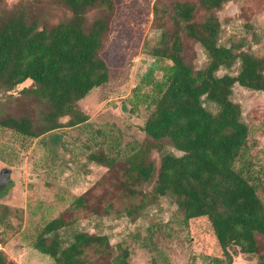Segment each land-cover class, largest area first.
Returning <instances> with one entry per match:
<instances>
[{
	"label": "trees",
	"instance_id": "obj_1",
	"mask_svg": "<svg viewBox=\"0 0 264 264\" xmlns=\"http://www.w3.org/2000/svg\"><path fill=\"white\" fill-rule=\"evenodd\" d=\"M227 1L155 0L152 12L160 38L150 50L153 61L139 76L135 91L149 108L141 129L154 142L160 162L157 167L147 161L149 148H142L145 150L127 157L123 173L137 186L155 178L154 198H172L186 222H206L224 251L236 247L241 254L256 255L257 264H264V164L257 168L253 162L250 128L231 99L235 84L264 91V58L241 50L239 45L219 43L217 13ZM62 2L71 17L49 28L28 22L21 8L0 17V128L23 137L36 139L87 120L77 110L78 103L108 83L114 57L107 53L113 43H126L118 32L111 33L110 17L125 24L139 17L142 10L125 0ZM93 9H100L103 15L88 25L86 15ZM187 40L197 42L206 52L203 68L195 70L186 62ZM236 63V75L217 74ZM27 81L31 83L21 94L42 105L38 124L28 115H9L3 108V99L12 97ZM145 87L148 92L142 91ZM64 117L69 121L62 123ZM89 159L107 166L116 161L103 152L91 153ZM138 192L131 189L129 196ZM141 194L138 203L119 209L110 203L103 208L90 207L86 195L78 196L43 225L30 240L31 247L55 264H131L129 245L114 247L106 235L78 231L73 241L63 246L59 231L75 223L74 213L79 217L88 210L92 214L126 212L133 218L146 205V196ZM7 212L0 213L1 224L8 222ZM0 264L15 262L0 251Z\"/></svg>",
	"mask_w": 264,
	"mask_h": 264
},
{
	"label": "rangeland",
	"instance_id": "obj_2",
	"mask_svg": "<svg viewBox=\"0 0 264 264\" xmlns=\"http://www.w3.org/2000/svg\"><path fill=\"white\" fill-rule=\"evenodd\" d=\"M125 1L141 7V15L125 24L115 23L116 18L110 17L111 33L118 32L126 43H113L107 53L114 57L108 83L78 103L77 110L87 120L36 139L0 128V213L8 211V222L0 223V251L15 264H55L31 247L30 240L78 196L86 195L90 207L103 208L110 203L119 209L138 203L144 193L146 205L133 218L126 212L92 214L88 210L79 217L74 213L75 223L59 231L63 246L73 241L75 233L85 231L106 235L114 247L129 245L133 252L131 264H257L256 255L241 254L236 247L225 251L219 248L203 220L184 221L172 198H154L155 178L140 186L127 181L123 173L126 159L137 150L149 148L146 160L157 167L160 162L154 142L141 129L149 108L135 91L141 81L139 76L153 61L150 50L157 46L160 31L152 12L155 0ZM18 8L28 22L36 21L41 28L71 17L62 0H0V17ZM102 15L100 9L90 10L86 15L88 25ZM217 17L221 45H239L241 50L264 58V0H228ZM184 48L186 62L195 70L206 65V52L197 42L187 40ZM238 68L236 63L231 69L221 68L217 74L236 75ZM160 75L155 73L157 78ZM30 83L19 85L12 97L4 98L3 108L9 115H28L38 124L42 105L21 94ZM142 91L148 92L149 88ZM231 99L239 105L241 119L250 128L252 160L258 168L264 164V91L235 84ZM67 121L69 117L61 120ZM95 152L116 157L114 165L91 161L89 155ZM131 189L139 191L135 197L129 196ZM261 196L264 201V192Z\"/></svg>",
	"mask_w": 264,
	"mask_h": 264
}]
</instances>
